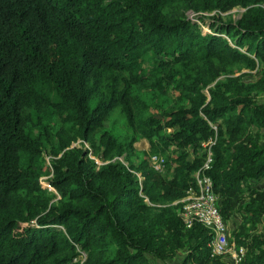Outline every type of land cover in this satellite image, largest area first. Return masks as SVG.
<instances>
[{"label":"trees","instance_id":"obj_1","mask_svg":"<svg viewBox=\"0 0 264 264\" xmlns=\"http://www.w3.org/2000/svg\"><path fill=\"white\" fill-rule=\"evenodd\" d=\"M169 3L199 13L245 12L234 23L168 19L162 11ZM146 58L164 72L160 79L143 74ZM172 85L179 106L160 118L136 116L133 89L164 95ZM261 93L264 0H0V264H152L180 252L181 264H227L211 255L207 229L185 228L180 201L205 160L202 146L214 140L206 175L223 221L240 214L243 227L260 223ZM116 108L148 154L172 149L163 164L169 176L147 159L128 166L115 159L125 146L104 125ZM51 113L44 137L32 136V117L45 121ZM77 140L90 150L73 146ZM52 141L46 181L55 203L36 164ZM244 191L248 201L237 203ZM233 241L245 250L241 264H264L261 235L237 230Z\"/></svg>","mask_w":264,"mask_h":264},{"label":"rangeland","instance_id":"obj_2","mask_svg":"<svg viewBox=\"0 0 264 264\" xmlns=\"http://www.w3.org/2000/svg\"><path fill=\"white\" fill-rule=\"evenodd\" d=\"M163 14L168 19H174V18H182L186 17L188 19H196L197 16H203L205 18H217L222 23H234L238 21L241 18V15L245 12V9H242L240 7H236L233 9L228 10L227 12L220 13V12H211V13H199L194 12L193 10L189 9L187 6L177 3H169L163 8ZM202 30L205 29V25H202L201 22L199 23ZM208 31V30H207ZM226 38L225 36H223ZM142 72L144 75L151 79L159 78L163 75V71L157 67V65L152 61L151 58H146L144 60V64L142 65ZM234 72H237V70H234ZM242 72H245V70H241L238 75ZM236 75V74H235ZM222 79V78H220ZM246 81L252 82L254 81L251 77H248L245 79ZM177 82L178 79H176ZM175 82L177 85L178 83ZM106 81L103 82V85L105 86ZM121 85V84H120ZM176 85H172L169 88L166 89V93L164 95H161L157 90H144L140 91L137 89L132 90V96H133V103H136V107L134 108L135 114L142 115L140 117L143 118V120H148L152 115L157 116L160 118L161 112H166L168 109H170L172 106H179L180 105V98L179 94L180 91L175 87ZM212 86V85H211ZM203 93L208 96V91L203 90ZM256 99L259 102L264 103V93H261L256 96ZM97 100V97L92 102V107L95 105ZM51 113L46 120L44 121V118L37 119V116L32 117V123L30 124L28 128V132L32 135H39L40 137H44L43 131L41 129V126L50 123L52 124V120H54V115ZM138 117V116H137ZM139 118H136V122H138ZM104 131L114 138H116L119 142L124 144V154L119 157L115 158L118 161H120L125 166L136 165L141 160L147 159L149 160L150 154L149 152V145L146 142L145 139L140 138L138 131H135V128L128 124L125 115L122 113L120 108H116L113 112L110 113L107 122L104 125ZM262 135L264 137V132H262ZM135 138L136 141L129 147L130 141ZM264 141V140H262ZM73 146H76L78 148H82L83 150H90V147L86 143H82L80 140H77L75 143H73ZM204 148V145L202 146ZM55 148V143L52 141L51 143H47L43 149V152L41 156L37 159V166L42 172V177H49L51 172V164L52 160L54 159L53 156V150ZM172 149H170L165 155H159L163 161L165 162L164 158L166 156H173L171 153ZM203 152V149L202 151ZM147 153V155H146ZM89 158L91 160H94L98 163H96L97 166H100L101 163H103L100 159H98L96 156L89 155ZM127 158V160H125ZM166 166L162 167L161 171L158 173H161L162 175L169 176L170 173L166 172ZM157 172V171H156ZM49 180V179H48ZM47 180V181H48ZM258 189H264V180L261 181V183L257 186ZM47 189V188H46ZM48 190V189H47ZM49 197L51 198V202L55 203L59 199L56 193L53 190H48ZM237 203H246L248 201V193L245 191L240 193V195L237 196ZM227 226L230 228V241H233L234 232L236 231H243L246 230L251 235H261L264 238V217L261 218L260 223L256 225V227L251 230L248 225L243 227L242 220L240 218V214H235L234 217H231L229 220H227ZM184 257V252H180L177 254V256L174 259H171L167 261L166 263H160L157 261L152 262V264H181L182 258ZM84 257L81 256L80 259H83Z\"/></svg>","mask_w":264,"mask_h":264},{"label":"built area","instance_id":"obj_3","mask_svg":"<svg viewBox=\"0 0 264 264\" xmlns=\"http://www.w3.org/2000/svg\"><path fill=\"white\" fill-rule=\"evenodd\" d=\"M211 127L216 130L214 126ZM213 145L214 140H209L204 145L205 160L192 176L194 187H191L180 201L179 217L185 228L199 224L210 232L212 239L209 247L213 257L223 258L227 264H241L245 250L230 241V230L220 215V198L215 194L213 184L206 175L212 162ZM149 162L157 172L161 171L164 164L163 159L157 155H150ZM46 179L47 177H41L39 182L41 186L51 190Z\"/></svg>","mask_w":264,"mask_h":264},{"label":"crops","instance_id":"obj_4","mask_svg":"<svg viewBox=\"0 0 264 264\" xmlns=\"http://www.w3.org/2000/svg\"><path fill=\"white\" fill-rule=\"evenodd\" d=\"M228 228H229V226H228ZM229 230H230V228H229Z\"/></svg>","mask_w":264,"mask_h":264}]
</instances>
